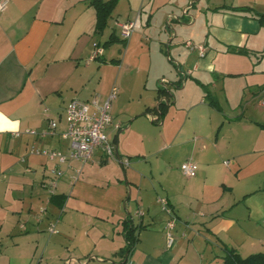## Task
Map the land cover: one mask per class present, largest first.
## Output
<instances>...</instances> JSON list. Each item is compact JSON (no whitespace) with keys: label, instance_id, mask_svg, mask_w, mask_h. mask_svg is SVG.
Returning <instances> with one entry per match:
<instances>
[{"label":"crops","instance_id":"0c3cea01","mask_svg":"<svg viewBox=\"0 0 264 264\" xmlns=\"http://www.w3.org/2000/svg\"><path fill=\"white\" fill-rule=\"evenodd\" d=\"M0 1H5L0 11V264H222L225 246L241 256L264 253V24L257 14L264 13V0H217L206 7L201 0H187L180 11V0H118L99 34L89 0ZM136 18L138 27L122 40L117 23ZM191 27H197L196 34L184 32ZM106 31L104 41L112 36L115 42L105 47L98 37ZM191 38L204 47L203 56L185 45ZM97 45L102 53L94 59ZM144 72L153 74L155 88L144 110L155 107L160 78L163 87L182 77L174 97L164 95L169 107L160 124L181 114L183 119L159 148L173 140V151L184 152L182 163L197 164L196 174L185 177L182 171V182L175 173L168 183L153 172L148 177L129 171L128 158L136 151L125 135L132 124L118 130L109 125L107 138L128 166L96 150L90 162L59 164L62 175L55 187L45 184L56 161L39 151L56 148L67 154L68 140L30 132L46 128L71 98L103 102L112 88L117 91L111 100L113 123L135 119L143 107L132 109L131 101L138 97L141 105L142 95L134 91ZM196 81L208 87L219 110ZM205 114V122L195 116ZM153 117L151 122L159 121L158 114ZM63 127L64 121L58 132ZM50 195H57V202H50ZM61 195L66 199L60 207ZM126 217L137 242L124 263L119 250L125 245ZM53 222L56 231L50 235L59 245L48 260L44 254L51 242L42 245L41 233Z\"/></svg>","mask_w":264,"mask_h":264},{"label":"built area","instance_id":"2783aa9c","mask_svg":"<svg viewBox=\"0 0 264 264\" xmlns=\"http://www.w3.org/2000/svg\"><path fill=\"white\" fill-rule=\"evenodd\" d=\"M5 1H0V11L4 8ZM117 26L120 28L119 36L122 40L127 39L135 28L138 27V18L128 20L126 22H119ZM185 45L191 49H198L199 55H204V47L197 45L194 42L186 41ZM102 53V46L97 45L93 50V58L98 59ZM117 91L112 88L108 98L99 102L97 98L90 100H82L78 97L71 98L63 107V121L64 127L58 132V121L52 118L48 119V125L43 130L31 131L30 133L37 136H54L58 135L61 138L68 140V153L65 154L59 149H43L39 153L51 160H55L56 164L52 168V176L47 180V185L55 187L56 179L62 175V170L58 168L59 164L66 163L71 160H76L81 163L90 162L94 159L96 150H99L101 155L105 158H115L122 166H128L129 160L126 158H118L115 155L113 144L108 140L105 133L109 125L118 130L121 127L120 123H113L110 108L111 100L116 96ZM151 120L154 118L149 115ZM197 164L192 161H186L181 164L183 173L192 177L196 174ZM163 209L170 213L167 208V201L160 199ZM141 215L140 210L137 211ZM174 226V221L171 219L167 223V227L171 229ZM50 232H55V224L50 225ZM168 244L172 241V236L167 233Z\"/></svg>","mask_w":264,"mask_h":264},{"label":"rangeland","instance_id":"374dc122","mask_svg":"<svg viewBox=\"0 0 264 264\" xmlns=\"http://www.w3.org/2000/svg\"><path fill=\"white\" fill-rule=\"evenodd\" d=\"M216 3L217 0H211L210 2L208 0H201L200 5L206 7V5H208L209 3ZM184 3V4H183ZM188 5L189 2H187V0H180L179 4L176 6L178 8V11H180L181 9H183L182 7L184 5ZM196 14L197 13H201L204 17V12L200 11V10H196L194 11ZM264 12V11H263ZM260 14V13H257ZM208 19H210V16L207 17ZM182 25V24H180ZM197 27H191L190 29H184V32H189L190 33H195ZM111 32H113V30H111ZM110 32V33H111ZM109 34V31H106L104 33V35L102 37H98V39L100 41H103L102 44H104L107 40L104 41V39H107V35ZM196 34V33H195ZM194 39H190V40H185L186 41H191ZM195 43V42H194ZM181 46L188 50L185 45L184 42L181 43ZM106 47V46H105ZM163 57L165 58L167 56V49L166 46L163 49ZM158 65L160 70H163V61L158 59ZM166 60V59H165ZM168 63L170 64V66L173 68V71L175 74H179L177 71V68L174 67L173 64H171L169 61ZM168 71V70H167ZM156 72V71H155ZM146 72H144V74L142 75V77H144L143 82L141 81L140 87H138V91H134V93H136L137 95L141 94V105L138 102V97L134 98L132 102V109H140V107L142 106L143 110L142 112L139 113L138 116H136V118H131L128 122L121 124L122 128H125V126L127 127V125L132 124L131 126V130L130 128H126L127 129V133L125 135V139H127V146H132L130 147L131 149H133L132 151H136L134 152V154L130 155V157L128 158L130 160V167H126V169H137L139 171H142V173L146 174V176L150 177V172H153L154 174V178L158 181H167L168 183L170 182V179L172 177V174H180L181 176L179 177L180 181H184V176L186 177V175L184 174V176L182 175V169H181V163L183 161V157H184V152L183 151H177L174 152V148H172L171 146H176V144H174L175 142H173V140H170L167 144V148H159L161 143H163V139L166 137V133H169L168 135H173L177 132V125H179L183 119V114H181L180 116H177L173 122L169 123V121L166 123H164V125L160 124L161 120H163V117L165 116V114L163 115L162 118H159V121H154L151 122V118L149 115L151 116H156L158 114L157 111L150 110L147 112V114L145 113L144 110V102L147 104L148 101L151 102L152 100H154V89H152L154 81H153V74L150 73L149 76H144ZM240 74L237 75H230V77H236L239 76ZM180 79V78H179ZM178 79V80H179ZM192 79V78H191ZM177 80V81H178ZM156 81V80H155ZM159 82V83H158ZM146 84V89H143L142 85ZM161 83V78L159 81H157V85H160ZM175 82H171V80L167 81V82H163V88H165L167 91L170 92L169 97H174V90L179 89L180 87H177L175 85ZM196 86L200 87V84H198L196 82ZM155 87H156V83H155ZM172 89V90H171ZM189 94V93H188ZM155 106L158 105L159 100H155ZM169 107V106H168ZM63 108L62 110H59L58 112L55 113L54 116H51L52 119L55 120H59L61 119V121H58L59 123H63ZM197 119L201 120L202 122H205L208 119V116H206V114L204 116H201ZM149 117V118H148ZM134 120V121H133ZM133 121V122H132ZM182 146V145H181ZM186 146V145H185ZM133 153V152H131ZM138 162L139 164L135 165L134 163ZM186 162V161H185ZM120 168L121 171V175L124 178V171L122 170V167H120L119 164H117ZM136 166H139L136 167ZM127 170V171H128ZM130 171V170H129ZM181 172V173H180ZM113 173H115V170L112 169L110 170V176L113 175ZM188 177V176H187ZM83 180V179H82ZM82 182L79 181L78 184H81ZM87 183V182H86ZM60 187V186H59ZM55 224L54 222L51 223L50 225ZM49 225V227H50ZM50 234H52V232L49 231V228H47V230H45L44 232L41 233V241H42V245H46L47 243L51 242L50 245H48V247L45 250V254L44 256L48 259V260H52V252L55 253L57 251L58 248V243L55 242L53 236H51ZM40 241V239H39ZM39 263V262H38ZM60 262H57V264H59ZM37 264V261H36ZM40 264H42V261H40ZM60 264H65V262L61 261ZM79 264V263H78Z\"/></svg>","mask_w":264,"mask_h":264},{"label":"trees","instance_id":"16d2710c","mask_svg":"<svg viewBox=\"0 0 264 264\" xmlns=\"http://www.w3.org/2000/svg\"><path fill=\"white\" fill-rule=\"evenodd\" d=\"M118 0H89V4L93 6L96 10V26H95V32L101 33L103 29L107 25V19L111 15L112 10L114 9L115 5L117 4ZM235 9H241V10H247L246 7H237ZM258 20L259 23L264 24V13L258 14ZM115 42V39L110 36V38L102 44L103 46H107L111 43ZM174 66L177 68L178 66L174 64ZM205 93V98L208 101V103L215 107L217 110L220 109L217 100L211 95L208 87L204 84H201L199 81H196ZM182 84V77L176 81L175 85L177 87H181ZM170 94L165 88L159 86L157 89V98L160 99L161 96ZM168 105L162 101H159L158 105L153 107L155 111L158 112V118H162L163 115L167 111ZM151 109L147 108L145 110V114H147L148 111ZM264 127V125H261ZM57 195H50V202L54 203L57 202ZM60 202H58L59 206L61 207L66 199L65 195L60 196ZM123 225V236L125 239V245L123 248L119 250V254L124 256L126 263L127 258L131 254V252L134 249V246L137 242V236L135 234V226H133L130 217H126L125 220L122 222ZM222 264H264V253L257 252L252 253L247 256H241L235 249L231 247H224V256L222 257Z\"/></svg>","mask_w":264,"mask_h":264},{"label":"water","instance_id":"95a60500","mask_svg":"<svg viewBox=\"0 0 264 264\" xmlns=\"http://www.w3.org/2000/svg\"><path fill=\"white\" fill-rule=\"evenodd\" d=\"M169 92V91H168ZM170 93V92H169ZM162 100H164L165 101V103H169L168 101H167V97H165V96H162L160 99H159V101H162Z\"/></svg>","mask_w":264,"mask_h":264}]
</instances>
